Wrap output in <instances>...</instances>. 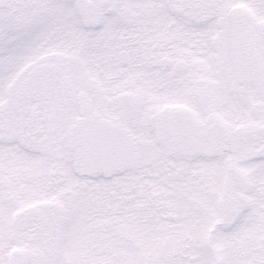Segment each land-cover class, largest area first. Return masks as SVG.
Segmentation results:
<instances>
[{"label": "snow or ice", "instance_id": "6c2138e0", "mask_svg": "<svg viewBox=\"0 0 264 264\" xmlns=\"http://www.w3.org/2000/svg\"><path fill=\"white\" fill-rule=\"evenodd\" d=\"M0 264H264V0H0Z\"/></svg>", "mask_w": 264, "mask_h": 264}]
</instances>
